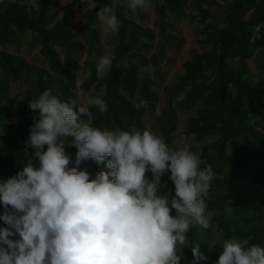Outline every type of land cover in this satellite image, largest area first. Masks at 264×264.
<instances>
[{
    "label": "trees",
    "instance_id": "trees-1",
    "mask_svg": "<svg viewBox=\"0 0 264 264\" xmlns=\"http://www.w3.org/2000/svg\"><path fill=\"white\" fill-rule=\"evenodd\" d=\"M125 1L116 0V15L121 23L116 31L112 68L98 74L101 29L96 12L101 6L111 5L113 0H103L95 9L87 8L82 13L84 41L77 39L70 21L82 9L81 0H68L63 5L58 0H36L34 4L28 0H0V130L7 128L9 113L2 104L12 101V84L30 78L22 95L15 133L0 135L3 141L0 181L4 171L15 175L28 159L39 166L35 149L29 146L30 128L40 118L39 110H31L28 103L49 89L62 101L77 100V77L71 66L80 52H86L87 71L81 88L88 96L100 94L108 106L105 113L95 106L90 109L91 124L102 130H145L146 107L132 98L140 96L147 107L159 99L152 87L155 79L161 78L166 50L179 49L184 43V38L174 33L168 16L171 14L176 21L185 18L187 0H152L156 30L131 18L124 10ZM190 1L197 10L192 19L202 24L203 38L199 43L210 48L191 50L183 74L175 83L164 87L165 106L158 124L162 138L169 145L178 128L179 111L192 109L198 101L202 105L196 109L195 116L187 119L183 134L195 140L213 138L200 147V159L201 169L211 165L215 175L206 203L210 224L222 241L212 243L208 252H204L207 259L196 264H216L224 239L247 238L250 245L264 247V193L259 189L264 186V61L258 62L259 74L248 66V60L264 50V0ZM215 14L220 15L219 22L214 19ZM25 31L33 35L39 56L46 60L45 66L5 50ZM140 72L142 79L138 76ZM180 93L183 97L176 99ZM73 140L74 137L67 138L69 143ZM65 151L71 158L69 167L74 166L77 148L66 144ZM229 157L234 165L224 173ZM106 161L101 164L90 158L81 163L79 170L87 171L90 179H95L98 172L108 171ZM169 176L170 172L165 173L162 183L174 195ZM4 212L0 202V213ZM212 231L211 225L208 229L190 228L187 233L190 244L180 249V264H185L186 257L193 264L192 245ZM0 247L7 249L2 243Z\"/></svg>",
    "mask_w": 264,
    "mask_h": 264
},
{
    "label": "clouds",
    "instance_id": "clouds-1",
    "mask_svg": "<svg viewBox=\"0 0 264 264\" xmlns=\"http://www.w3.org/2000/svg\"><path fill=\"white\" fill-rule=\"evenodd\" d=\"M126 2L132 13L150 7V0ZM86 4L89 10L97 7L96 0ZM96 16L108 30L119 29L116 0L101 6ZM112 64L110 56L100 57L97 73L109 72ZM28 106L39 110L29 135L39 166L28 159L14 176L0 181L5 208L0 219L8 226L0 228V243L7 245L0 247V264H180L190 228L210 227L211 165L201 169L202 160L183 137L173 148L147 129L102 130L81 119L91 116L93 106L108 111L100 94L78 103L62 101L49 89ZM68 137L74 140L69 143ZM66 144L77 148L75 166L69 167ZM90 158L106 161L111 171L90 179L79 170ZM167 172L174 195L163 191ZM17 234L19 239H9ZM249 245L247 238L224 239L216 264H264V247ZM191 251L193 264L207 259L200 245Z\"/></svg>",
    "mask_w": 264,
    "mask_h": 264
},
{
    "label": "rangeland",
    "instance_id": "rangeland-1",
    "mask_svg": "<svg viewBox=\"0 0 264 264\" xmlns=\"http://www.w3.org/2000/svg\"><path fill=\"white\" fill-rule=\"evenodd\" d=\"M36 0H28L29 4H34ZM60 5H63L68 0H58ZM97 5L102 4L103 0H96ZM185 8V18L182 20L176 21L173 16L169 14L168 20L174 25V33L184 38V43L179 49H167L166 50V60L161 63V78L155 79L156 84L152 87V89L158 93L159 99L153 103L152 107H147L143 98L136 95L132 98V101L143 105L146 107V114L144 118L145 129L151 131L155 135L161 136L159 124H158V116L161 113L163 107L165 106V90L164 87L170 84L175 83L178 78L184 72V63L190 58L191 50H207L210 48L209 45H203L199 43V40L203 38L202 34V24L198 19H192V16L197 13L192 5L191 1H186ZM124 10L126 13L133 18L136 22L141 24L142 26L151 27L156 30L155 20H156V12L155 5L150 0V7L147 10L138 9L135 13H132L127 8V2L124 3ZM87 9L86 0L82 3V9L77 12L73 18H71V23L73 25V32L76 35L77 39L84 41V35L82 33V13ZM214 19L216 21H220V15L215 14ZM99 27L101 29V44L100 50L98 54V58L102 56H113L114 48L116 45V31L112 32L108 30L103 24L99 22ZM6 51L10 53H14L20 56H23L31 63L36 65L45 66L46 60L41 58L38 54V45L33 37V35L29 31H25L17 35L16 39L12 44H9L5 48ZM86 57V52H80L76 55L75 61L72 63L71 70L75 73L77 77V89L76 96L77 100L80 103H85L86 98L88 97V93H86L82 88L81 84L83 80L87 76V71L84 68V59ZM264 61V50L257 51L251 59L248 60V66L251 71L255 73H260L258 68V62ZM30 78L17 81L12 84L10 93L12 95L11 102H5L2 104V107L6 109L9 113V118L6 122L7 128L6 130H0V135L10 134L13 135L15 133V127L17 122L20 119V106L22 103V95L24 90L29 86ZM183 97V93H180L176 99H180ZM202 107L201 103L198 101L193 106L192 109L188 111H179V123L177 130L172 134V141L169 146L176 148L181 145L178 141L183 137L185 142L190 145V150L196 153L200 158V147L208 142H210L213 138L205 137L200 140H195L193 136H186L183 134V129L186 125L187 119L191 116L196 115V109ZM85 121L90 122V117L81 118ZM91 123V122H90ZM162 137V136H161ZM3 144V141L0 139V145ZM75 166V162H73ZM234 165L233 158L229 157L228 166L225 169L224 173H228ZM80 169V168H79ZM108 171H111L108 169ZM148 178L151 179V173H147ZM3 180L8 179L9 177L14 176L10 172L4 171ZM259 189L264 193V186H259ZM163 191H168L167 187L163 189ZM170 193V192H169ZM162 194V193H161ZM12 211V208L8 210ZM175 214L173 210V215ZM3 215V213H0ZM211 216V214H209ZM213 228V231L209 235L202 236L200 240H198L197 244L200 245L201 251L205 252L209 250L210 246L214 242L222 241V236L219 233H215L213 224H210ZM8 227L2 219H0V228ZM18 235V234H17ZM185 264H192L189 258H185Z\"/></svg>",
    "mask_w": 264,
    "mask_h": 264
}]
</instances>
